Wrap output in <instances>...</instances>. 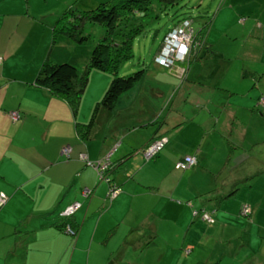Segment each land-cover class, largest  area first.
Returning a JSON list of instances; mask_svg holds the SVG:
<instances>
[{"label": "crops", "instance_id": "1", "mask_svg": "<svg viewBox=\"0 0 264 264\" xmlns=\"http://www.w3.org/2000/svg\"><path fill=\"white\" fill-rule=\"evenodd\" d=\"M45 4L42 0H0V195L7 197L0 207V264H221L224 258L234 264H264L263 237L260 248L251 246L258 206L248 204L249 216L240 213L238 203L223 208L224 189L233 190L240 178L237 172L230 182L225 177L218 184L215 178L224 167L245 168V179L264 168L260 158L253 165L235 160L236 150L244 149L241 138L247 137V131L231 126L238 116L248 114L264 129V103L260 101L264 97V0H226L214 15L217 33L230 51L208 52L221 58L222 63L216 65L226 67L223 73L231 74L233 81L214 89L247 100L223 107L225 123L214 115L218 108L212 112L210 97H202L208 90L200 82L202 74L190 77L188 73L191 58L199 51L166 67L154 61L158 47L143 78L119 96L114 109L99 110L87 140L77 133V123L88 122L92 100L99 99L107 76L98 80L95 92L76 114L65 100L36 85L52 37L53 17ZM65 40L61 43L68 49ZM234 40L243 45L231 51ZM69 52L81 59L82 53ZM211 71L209 77L217 78L218 73L214 77ZM97 72L91 69L89 76H98ZM169 72L181 80L176 93ZM234 82L250 86L239 92ZM187 91L200 100L191 116L181 108ZM254 97L259 98V113L252 106ZM11 111H18L21 118L13 122ZM202 114L204 120L196 122ZM180 118L188 121L177 124ZM142 125L156 126L148 143L165 136V149L154 164L142 167L137 161L130 167L128 150L136 155L142 148L131 149L129 138ZM254 136L251 145L264 142L255 132ZM65 146L70 148L68 156L62 153ZM114 146L106 173L120 191L108 200V183L100 181L86 161L99 160ZM186 155L194 156L196 164L175 178L173 168L181 170L175 164ZM84 188L91 191L87 197L82 195ZM220 188L221 197L217 195ZM206 197L207 201L202 199ZM198 199L212 223L191 216L190 208H196ZM73 201H80L81 206L72 216L77 228L71 236L59 228L58 221L60 212ZM206 234L215 237L209 258L198 249ZM187 248L190 252L185 255Z\"/></svg>", "mask_w": 264, "mask_h": 264}, {"label": "rangeland", "instance_id": "2", "mask_svg": "<svg viewBox=\"0 0 264 264\" xmlns=\"http://www.w3.org/2000/svg\"><path fill=\"white\" fill-rule=\"evenodd\" d=\"M42 1L44 4L46 3L45 6L47 7V10L50 12L51 17H53V24H54L57 21V19L61 16L63 11L68 7H71L72 9L78 11H84L95 8L100 2L111 1V0H42ZM225 1L226 0H173L172 3L171 2L166 3L165 1H161V0H152L149 3L148 8H146V10L143 11L144 12L143 15L142 13H140L141 10L137 9V10H132V12L134 13L135 11V13L129 17L126 23H124V18H120L119 29L115 31L113 38L116 42L121 41L125 37L124 35L125 33L128 34V32L131 33L132 31L133 34L131 35L132 37L131 51L133 55L130 59L126 60L120 66L118 75L126 76L141 67L145 69L146 66L151 64L153 55L157 50V48L160 46L161 40L166 35V33L178 21L181 20L182 21L187 20L189 22L191 21V26L195 30V33L192 34V38H191L192 39L191 51H199V52L197 56L191 58V63H190L191 68L188 73L190 77L196 75L197 73L202 74L203 77L201 78L202 80L200 79V82L202 81V83H204V85L208 87L207 92L203 93L204 96L202 97H210L209 105L213 107L212 112H215V109L218 108L214 115L217 118L219 117L220 123L223 122L225 123L226 115L224 111L226 110H224L223 108L224 106L228 108V106L230 107V105H242L244 102H247V100H242L239 94H229L227 91L220 90L217 88L214 89L215 86H225L226 83L228 82L231 83V78H230L231 74L225 76L223 73L226 67L220 69V65L218 66L216 65L217 63L220 62L222 63V60H220L221 58L216 55L211 56V54L208 52V51H220L224 54L225 51H230L228 50L229 48L227 49L226 47V44L228 42L223 38V36H219L217 33L218 27L214 17L215 13L218 11L221 5L224 4ZM239 16H240L239 14H236L237 19ZM237 19L235 18L236 24H237ZM200 22H202V24L201 26L200 25L198 26ZM209 22H210L209 25L210 27L209 30L207 31L208 32L206 34L207 41L205 42L204 41L205 38L202 37L199 39L200 35L203 36L205 32L204 33H201V31L198 32L199 31L198 29L199 27H202V25H204L205 23L209 24ZM180 23L182 22H178L177 24ZM104 32L105 29L102 25L94 24V23H86L84 26V34L88 35L87 41H85L80 45L69 39L65 41H67L68 44L67 46L70 51H74L75 53L76 52L85 53L86 55H88L89 52L94 47V45L97 43V41L104 35ZM206 43L210 45L208 46V48H206ZM231 43L236 44V46L232 47L231 51H235L237 48H240L243 45V42L242 41L240 42L238 40H234ZM228 64H230V62ZM184 65H185L184 69L188 67L186 64ZM79 66H82V64H80ZM211 69L214 70L213 72L214 77L216 73H218L217 78L209 77L212 76ZM185 71L187 74L188 69H185ZM97 73L98 76L92 75L90 77L88 75L87 84L80 98L81 101L80 104L84 103L85 100L89 96H92L93 93L95 92V84L98 82V80H102L103 79L102 77H104V75L107 76L106 85L104 89H102L99 99H95L94 101L92 100L91 107L89 109L91 110V112L94 108L96 101L98 102L101 100L105 90L107 89L106 86H108L110 79L112 77L111 73L109 72L98 71ZM168 75L172 76L171 79L172 81L175 82L174 83L175 86L173 87L172 92L176 93V91H179L178 89L181 80L180 78L174 77L175 74L173 72L171 73L169 72ZM232 84L233 81L231 85ZM234 85L238 88L239 92H243L247 90V87L250 86L245 84V82L244 84L243 83L237 84L234 82ZM185 97L187 98V100L183 103L181 108L188 114V116H191L193 114L192 113V110L194 109L193 106L196 105V103L200 100L197 99V94H194L191 91H187ZM258 101L259 98L254 97V101L252 104L254 109L257 108L256 109L257 111L259 108ZM205 102L206 101H204V103ZM215 105H218V107H216ZM205 112H207V110H205ZM203 115L204 114L199 116L198 119L195 118V121L202 122L204 120ZM249 117L250 116L248 114L240 115V117L238 116V119H235L234 123H232L231 126L233 129H235V131L238 129H241L242 133L247 131L246 134L247 137L243 136L241 138L242 140L241 142L244 141V149L242 148L236 150V152L234 153V155H236L235 160L253 165L255 159L258 160L260 158L264 160V150H260V145L264 146V142L261 144L251 145L250 141L253 142V137H255L254 132L258 134L257 138H262L264 140V129H263V124L257 122L255 119H250ZM187 121L188 120L186 119L184 120L180 118L177 120L176 123L177 124L180 123V125H183ZM155 127L150 125H142L139 126V128L135 129L129 138L132 142L131 149L139 150L145 147L146 144L148 143V139L150 138V136L154 134V131L156 130ZM122 141L123 143L126 142L125 140ZM163 148L160 151H158L154 156L147 159L144 158L143 154L140 152H138L136 156L134 151L128 150L129 154H131L128 163L131 162L130 167H132L133 163L137 161L140 163L138 166H142V167L143 165H151L152 163L154 164V162H157L161 159L162 152L165 149ZM248 148H250V150H248ZM237 166L238 165L234 166L235 168L224 167L223 172L219 171V174L217 175V177H215L216 179H218V184H220L225 177H227V180L229 179L230 182L234 178V173L236 172H237L236 178H240L238 179L240 181H238V183L234 185L233 190L232 188H229L227 190L224 189L225 191L224 193L226 197H222L223 199L220 202L223 208H225V206L234 205L236 203H238L239 209L242 204H250L251 206H253L252 204H254L258 206L257 212L253 220L255 226L251 230V235L253 237V243L251 244V246L252 249L255 248L257 249L260 248L259 243L261 242L262 237L264 239V168L259 169L258 171H252L251 174L249 175L250 177H247L249 179L247 178L245 179V177L248 176L243 174L245 168L241 169L238 168ZM171 170H172V166H171ZM219 170H221V168ZM182 171L185 170H176L173 168L174 177L175 178L180 177L181 173H183ZM241 173L243 174V176H241ZM258 173L259 175H257ZM232 182H236V180ZM211 193H214V190L211 191ZM222 194L223 192L221 191L220 188V191H218L217 195L221 197ZM194 197H196V195H193L191 199L195 202ZM202 199L207 201L206 200L207 197ZM201 203L202 201L201 200L199 201L198 199L196 208L195 209L190 208L191 216H193V218L195 216L194 210L197 211L204 210L205 212H209L206 209L201 208ZM198 219L201 220V218H197V220ZM214 241H215L214 235L209 237V235L206 234L203 237L202 241L199 243L198 249L200 251L205 250V258H209L210 250L212 248L211 246H213ZM189 252L190 249H187L186 253L184 254L185 255L189 254ZM263 252H264V248H263ZM142 255H144V253H142ZM229 259L230 258H224V260L220 262L221 264H234L233 261ZM198 263L204 264L203 261L195 262V264Z\"/></svg>", "mask_w": 264, "mask_h": 264}, {"label": "trees", "instance_id": "3", "mask_svg": "<svg viewBox=\"0 0 264 264\" xmlns=\"http://www.w3.org/2000/svg\"><path fill=\"white\" fill-rule=\"evenodd\" d=\"M151 1L111 0L100 2L95 8L84 11L68 7L52 26L50 47L35 77L37 86L45 87L53 96L65 100L71 111L76 114L90 70L105 71L112 75L101 100L95 103L88 122L84 124L77 123V133L83 140L90 137L91 131L96 125L99 110L112 111L119 96L131 89L145 74V69L141 67L126 76L118 75L120 66L133 55L131 51V35L133 33L132 31L128 34L125 33V37L118 42L114 40L113 35L119 29L120 18H124V23H126L129 17L135 13L132 10L137 9L141 10L140 13L143 15V11L148 8ZM161 1L172 3L173 0ZM86 23L102 25L105 32L89 54L82 53L81 59L78 60L70 54L67 47L61 43V40L69 39L79 45L87 41L88 35L84 34ZM209 25L210 22L199 28L198 32H205L203 36L200 35L199 39L205 38ZM80 64L82 66H79ZM111 183L113 182L110 179L108 185H111ZM66 223H70L76 230L77 225L72 217H62L60 215L59 228L63 229Z\"/></svg>", "mask_w": 264, "mask_h": 264}, {"label": "built area", "instance_id": "4", "mask_svg": "<svg viewBox=\"0 0 264 264\" xmlns=\"http://www.w3.org/2000/svg\"><path fill=\"white\" fill-rule=\"evenodd\" d=\"M180 22L182 23L174 25L163 37L162 43L160 45V49L154 58V61L156 63H159L160 65L166 67H170L174 64L175 61L182 60L185 57H187V55L189 56V54L191 53L192 50L191 38H192V34L195 33V30L191 26V21L189 22L187 20H184ZM1 62H2V57L0 56V65ZM260 101L264 103V97H262ZM9 116L13 122L21 118V115L18 111L9 112ZM165 142H166V137L161 136L148 143L145 147L141 149L144 158L147 159L154 156L158 151H160L163 148ZM115 147L116 146H114L110 152L103 155L99 160L95 162L88 160L86 161L88 165H91L96 170L98 179L100 181H105L108 184L110 179L107 177L106 172L111 166L110 155L112 151L116 150ZM69 151H70L69 147L65 146L62 148V153L65 156H68ZM195 164H196L195 157L191 155H186L176 162L175 167L177 169L185 170L187 168L194 166ZM108 187L109 188L107 192V199L111 200L120 191V189L119 186L113 183H111V185H109ZM90 193L91 191L87 188H84L82 191V195L84 197H87L88 195H90ZM6 201H7V197L4 195H0V207H2ZM80 206H81L80 201H73L60 212V215L62 217H72ZM240 213L244 216H249L251 213V207L248 204H242L240 207ZM194 214L199 215L207 223L213 222V218L209 212H205L204 210H201L200 212L194 210ZM63 230L71 236H74L76 234L75 228L70 223H66L65 226L63 227Z\"/></svg>", "mask_w": 264, "mask_h": 264}]
</instances>
